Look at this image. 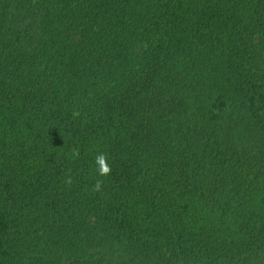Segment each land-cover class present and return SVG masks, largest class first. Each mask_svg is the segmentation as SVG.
Returning a JSON list of instances; mask_svg holds the SVG:
<instances>
[{
  "label": "trees",
  "instance_id": "obj_1",
  "mask_svg": "<svg viewBox=\"0 0 264 264\" xmlns=\"http://www.w3.org/2000/svg\"><path fill=\"white\" fill-rule=\"evenodd\" d=\"M0 264H264V0H0Z\"/></svg>",
  "mask_w": 264,
  "mask_h": 264
},
{
  "label": "clouds",
  "instance_id": "obj_2",
  "mask_svg": "<svg viewBox=\"0 0 264 264\" xmlns=\"http://www.w3.org/2000/svg\"><path fill=\"white\" fill-rule=\"evenodd\" d=\"M71 155L73 158H78L80 155V151L78 147H74L71 150ZM109 157L106 153L99 152L95 156V165H96V172L99 177H108L112 169L109 164ZM104 189V182L102 179H97L95 181L94 186L92 187L91 191L93 193H102Z\"/></svg>",
  "mask_w": 264,
  "mask_h": 264
}]
</instances>
